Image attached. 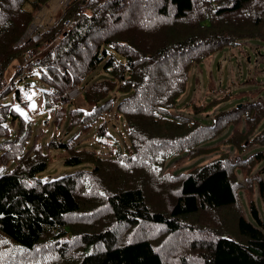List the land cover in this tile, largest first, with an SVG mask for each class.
Listing matches in <instances>:
<instances>
[{
  "label": "trees",
  "instance_id": "obj_1",
  "mask_svg": "<svg viewBox=\"0 0 264 264\" xmlns=\"http://www.w3.org/2000/svg\"><path fill=\"white\" fill-rule=\"evenodd\" d=\"M50 1L0 0V264H264V0H69L38 39L24 38L34 12L50 17L41 10ZM244 44L236 79L217 88L210 77L205 105L171 111L206 58ZM28 52L23 72L16 61ZM240 61L261 78L235 85ZM32 66L55 114L69 127L95 123L112 153L55 137L25 148L31 121L17 109L27 101L15 79ZM75 86L90 110L60 104ZM119 121L126 142L109 131ZM52 151L77 168L43 180ZM171 158L190 163L165 170ZM230 209L232 229L202 224L208 210ZM192 217L202 221L192 227ZM161 231L173 236L165 250Z\"/></svg>",
  "mask_w": 264,
  "mask_h": 264
},
{
  "label": "rangeland",
  "instance_id": "obj_2",
  "mask_svg": "<svg viewBox=\"0 0 264 264\" xmlns=\"http://www.w3.org/2000/svg\"><path fill=\"white\" fill-rule=\"evenodd\" d=\"M68 0H57L56 7L57 9L51 14L48 15L50 17H45L44 13L41 12H34L36 17V21L44 22V20L48 22H52L56 18H58L59 14L63 10L64 5L67 3ZM27 7H30V5L25 4V8L28 9ZM30 9V8H29ZM45 8L43 7L41 10H44ZM39 14V15H38ZM256 40H251V43L256 45L258 41ZM264 45V43L262 44ZM246 46L245 45H238L237 47L233 48H227L225 49V54L223 53H215L209 58H206L200 66L197 67V72L195 74V77L197 78L194 80V82L191 83L192 79L190 80L186 91L181 95L180 99L178 100L177 105L171 109L173 113H187L188 110L191 108L192 104L196 105H205L206 101L209 100L210 94V88L206 86L208 83H206L207 80H210V77L213 79V83L216 85L218 88V85L220 82H218V79L222 83L226 82H231L233 79H236V68L232 67L233 66V61L234 58L236 60V52L237 50L240 51V53L247 58V53H246ZM48 47V46H47ZM45 47V48H47ZM40 50L37 54L39 56L44 50ZM261 51L264 53V46L260 48ZM247 51L249 52V55L252 60L255 58L256 51H254L251 48H248ZM255 53V54H254ZM231 56L232 59H231ZM228 61L229 63L226 64L225 62ZM261 63H264V56H261ZM232 60V61H231ZM219 62L221 64L220 66L216 67V63ZM254 64V62H253ZM251 63L247 62H241L239 64V72H238V77L237 81H234L235 85L238 87L244 86V81L248 79L249 77H252L254 75H258V78L260 79L261 77L259 76L260 71H258V66L253 65ZM259 66H263L264 64H259ZM218 68V69H217ZM37 68L32 66L31 71L29 75L24 77L23 79L18 81V77L15 79V83L20 89L21 93L23 94L24 100L27 101L26 105H17L18 111L23 115L24 118L27 120L31 121V131L29 133V136L27 137V141L25 143V148L30 146L31 143L33 142L34 139H37L38 143H40L42 146L50 139L55 137L56 139L60 140H70L72 143L76 144L77 146H82V147H87V146H93L97 148L101 153L103 154H110L112 153L116 148L113 147L112 144V138H106L104 136H100L97 133V126L95 123L83 128L81 124L71 126L69 127L68 125V117L67 118H60L55 114V111L53 108L46 102L43 94V90H47L48 87L38 78L37 76ZM13 74V64H10L6 71H5V78L8 80L11 78ZM191 75V74H190ZM244 78L241 80V83L238 84V78ZM191 83V84H190ZM230 83L227 84H221L224 87L229 86ZM233 85V87L235 86ZM76 87V86H75ZM74 87V88H75ZM224 87H221L220 90H223ZM77 92L75 94L69 95L68 92L60 98V104H63V108L69 110L73 107H79L83 110H90V106L83 100L82 95L80 93V89L78 87ZM189 102V103H188ZM235 100H232L230 102H225L221 103L218 105L215 109L221 107V108H226L229 106V104H234ZM191 104V105H190ZM211 111V110H210ZM112 132L113 136L118 138L120 141H127L126 137V131H125V126L122 121H119L116 123V128L110 130ZM17 132L16 126H13L11 129V135H15ZM226 145H221V149H225ZM52 158L51 160L47 163V166L44 170L40 171L38 173V176L45 180L49 178H56L59 177L63 174L72 172L74 169L77 168V166H71V165H65L63 163V156L60 153H57V151H52ZM170 160L165 165V170H171L174 172H179L185 169V167L190 163L188 160H184L181 164L178 165H170ZM3 171V168L0 169V172ZM241 201L243 203V206L246 208V202L244 198H241ZM151 202V198H150ZM255 202L257 206L260 208L261 202L259 198L255 195ZM206 216H209V219H213L210 222H207ZM233 214L231 213V209L228 210V212H225L224 214L220 213L217 214L215 211H210L208 210L204 216L201 218L203 219L204 217V223L205 225H208L214 229H227L226 227H232L234 226V217H232ZM216 217V218H215ZM215 219V221H214ZM219 219L220 222L218 221ZM206 220V221H205ZM190 221L192 222V227L196 225V223H200L201 221L195 222V220L190 218ZM214 221V222H213ZM219 225V226H218ZM153 228V227H152ZM139 231H143V234H149L151 231L150 225L147 227L145 225L141 226L138 228ZM198 229V227H197ZM163 237H159V241L157 242L159 246H161V250L168 249L173 245V236H170L168 233L164 232H159ZM182 233L185 234L183 239L181 240L182 243L185 241L189 240L191 237V233L186 232V230H182ZM177 235L175 236V239H177ZM195 239L198 240H203L207 239V237H200L197 238L194 236ZM180 239V238H178ZM166 253V252H165Z\"/></svg>",
  "mask_w": 264,
  "mask_h": 264
},
{
  "label": "built area",
  "instance_id": "obj_3",
  "mask_svg": "<svg viewBox=\"0 0 264 264\" xmlns=\"http://www.w3.org/2000/svg\"><path fill=\"white\" fill-rule=\"evenodd\" d=\"M44 28H45V23L35 20L32 23H30V25L27 28V30L25 31L23 37L24 38L31 37L32 39L36 40V39H38L40 37V34L42 33ZM34 55H36V53H34V52H28L25 55H20L18 57V60L16 61L15 68L22 69L23 72L27 71V64H30V63L33 62ZM77 91L78 90L75 87V88L70 89L68 94L69 95L75 94Z\"/></svg>",
  "mask_w": 264,
  "mask_h": 264
},
{
  "label": "crops",
  "instance_id": "obj_4",
  "mask_svg": "<svg viewBox=\"0 0 264 264\" xmlns=\"http://www.w3.org/2000/svg\"><path fill=\"white\" fill-rule=\"evenodd\" d=\"M28 9L30 8V7H27ZM44 10L49 14V15H51L56 9H57V7H56V2L54 1V0H51L50 2H49V4H47V5H45L44 6Z\"/></svg>",
  "mask_w": 264,
  "mask_h": 264
}]
</instances>
